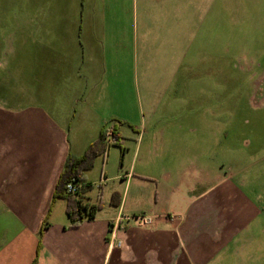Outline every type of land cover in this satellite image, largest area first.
Here are the masks:
<instances>
[{
    "label": "crops",
    "instance_id": "crops-1",
    "mask_svg": "<svg viewBox=\"0 0 264 264\" xmlns=\"http://www.w3.org/2000/svg\"><path fill=\"white\" fill-rule=\"evenodd\" d=\"M64 1L0 0V264H264V186L179 153L184 124L161 117L137 129L132 147L119 140L120 168L110 176L106 152L95 158V200H86L94 180L83 173L92 218L44 224L68 154H83L103 127L97 100L115 71L109 56L123 54L135 77L156 61L139 36L148 29L138 27L136 0L125 26L112 28L110 6L86 12L85 0H71L59 11ZM155 177L154 187L139 185ZM117 179L104 200L102 184ZM180 192L188 196L173 206ZM137 214L155 218L139 226Z\"/></svg>",
    "mask_w": 264,
    "mask_h": 264
},
{
    "label": "rangeland",
    "instance_id": "rangeland-1",
    "mask_svg": "<svg viewBox=\"0 0 264 264\" xmlns=\"http://www.w3.org/2000/svg\"><path fill=\"white\" fill-rule=\"evenodd\" d=\"M85 1L86 12L110 6L111 28L125 26L133 11V0ZM60 2L59 11L73 8L71 0ZM136 12L139 29H148L139 36L156 61L143 72L139 65L135 77L123 54L109 56L108 62L116 64L109 65L115 71L102 81L98 95L101 129L115 127L118 140L132 147L137 129L148 128L155 118L183 123L178 132L185 133L186 142L175 150L210 159L220 176L234 182L264 186V0H136ZM73 131H68L70 139ZM121 157L116 142L108 144L107 176L120 168ZM100 173L97 163L86 172L94 180L86 200H95ZM155 178L139 185L154 187ZM122 183H103V199L106 187ZM178 194L173 206L188 196ZM67 221L64 202L56 199L44 224Z\"/></svg>",
    "mask_w": 264,
    "mask_h": 264
},
{
    "label": "trees",
    "instance_id": "trees-1",
    "mask_svg": "<svg viewBox=\"0 0 264 264\" xmlns=\"http://www.w3.org/2000/svg\"><path fill=\"white\" fill-rule=\"evenodd\" d=\"M112 132L115 136L114 142H116V145L120 147L122 152L123 147L118 140L119 135L115 127H113ZM107 146L105 142V130L101 129L97 138L87 146L83 154L80 156L68 154L65 160L63 169L57 178L52 197L53 200H65V212L71 225H76L83 217L92 218L97 210V206L88 205L83 200L84 193L92 186L90 183L83 182V173L93 167L94 160L97 156L105 154ZM69 181H72L76 185L79 184V190L75 193L66 191V184Z\"/></svg>",
    "mask_w": 264,
    "mask_h": 264
},
{
    "label": "built area",
    "instance_id": "built-area-1",
    "mask_svg": "<svg viewBox=\"0 0 264 264\" xmlns=\"http://www.w3.org/2000/svg\"><path fill=\"white\" fill-rule=\"evenodd\" d=\"M115 141V137L113 135V132L111 129H106L105 130V142L106 144H110L113 143ZM80 185H76L75 183H73L72 181H69L66 184V191L70 192V193H75L77 190H79ZM133 219H135L136 223L139 226H147L152 224V222L154 221V216L153 215H147V214H137V215H133L132 216Z\"/></svg>",
    "mask_w": 264,
    "mask_h": 264
}]
</instances>
